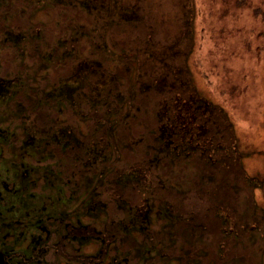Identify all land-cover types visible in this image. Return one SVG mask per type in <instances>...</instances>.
I'll list each match as a JSON object with an SVG mask.
<instances>
[{"label": "rangeland", "instance_id": "rangeland-1", "mask_svg": "<svg viewBox=\"0 0 264 264\" xmlns=\"http://www.w3.org/2000/svg\"><path fill=\"white\" fill-rule=\"evenodd\" d=\"M16 3L24 13L19 22L8 12L3 39L13 54L0 52V75L20 82L0 84V169L13 162L20 175H52L41 181L63 189V196L54 193L67 205V221L87 226L82 232L69 226L70 236L90 237L71 244L80 243L88 255L101 251L110 264H264V0ZM193 105L201 106L198 114L205 113L202 120L212 125H189L186 114ZM156 112L164 132L182 114L181 134L209 132L229 148L231 159L209 176L185 157L174 162L165 154L161 165L171 162L170 169L143 162L154 181L167 182L179 198L169 206L185 213L206 203L207 217L183 221L177 214L181 220L175 224L164 198L150 191L151 180L136 166L152 155ZM28 131L36 134L34 141ZM70 142L74 148L66 154ZM87 146L86 157L109 150L101 162L103 176L97 170L76 178L63 173L65 157L77 153L76 170ZM164 151L157 150L161 156ZM76 179L81 184L73 192ZM41 181L35 190L53 188ZM135 183L152 206L147 230L153 247L140 229L144 208L128 186ZM1 185L20 188L15 182ZM39 234L36 229L27 238Z\"/></svg>", "mask_w": 264, "mask_h": 264}, {"label": "flooded vegetation", "instance_id": "flooded-vegetation-1", "mask_svg": "<svg viewBox=\"0 0 264 264\" xmlns=\"http://www.w3.org/2000/svg\"><path fill=\"white\" fill-rule=\"evenodd\" d=\"M22 15L20 16L21 18ZM7 21L8 19L6 18V25L8 23ZM20 21L21 20H19V22ZM20 26L21 25H19V28ZM18 36L19 34H16V37ZM1 44L2 47H0V52L2 50L7 51L8 45L3 37H0V45ZM1 56L0 61L3 60ZM15 82L19 84L20 81L18 77L13 81L12 78L8 79L0 75L1 85L5 83L9 85ZM199 108L201 109L200 105L197 106V109ZM2 133L3 132L0 131V137H2ZM35 135L36 134L28 131L27 139L34 141ZM14 138H16L15 135ZM27 139L25 143H29ZM85 144L86 143H84V147ZM70 148H74L73 142L69 143L68 149L65 150L66 154L70 152ZM88 148L87 146L84 149L85 153H83V156L77 159L80 160V162L85 161V163H83L84 166H87L86 162L89 160L97 162L100 156L99 151H97L96 156L91 155L88 159L85 156L87 155L86 152H90ZM65 158L69 161L71 156ZM72 159H74V156H72ZM0 162H2L1 153ZM79 166L78 164V167ZM66 167L67 165L63 164L62 170H65ZM16 168L20 171V167L17 163L8 162L0 169L2 170L0 171V264H110L104 260L105 257L100 258L101 251L96 255H88L81 252V246L78 242L90 240V237L83 234L79 236L75 233H72L73 236H70L69 226L74 228V230H79V232L86 230L87 226H83L82 224H80V226H73L67 221L69 213L67 217L66 214H64L67 210V205L61 203L60 198L56 196L57 193L63 196V189L59 187L56 190L57 193H54L56 191L51 185V180L45 184L41 181V177L45 180V178H49L52 175L49 173L48 175H34L33 173H27L26 170L22 171L20 175L15 170ZM70 176L76 178V174H70ZM70 176L65 177L66 183L71 181ZM39 180L43 187L48 186L50 183L53 188L50 190H35L34 188L38 185ZM2 181L8 183L15 182L17 187L20 188H16L15 191L4 189L1 185ZM26 181H30V183ZM74 182L77 189L74 187L73 192L79 190L81 184L78 179ZM21 187H24V189L21 190ZM36 229L38 233H40L39 236L33 241L31 238H27L29 233ZM8 236H10V239L7 238ZM70 240L78 241L77 246H73ZM95 258H100L99 262L94 261ZM124 260L126 261V259ZM118 262L119 261H114L113 263L116 264Z\"/></svg>", "mask_w": 264, "mask_h": 264}, {"label": "trees", "instance_id": "trees-1", "mask_svg": "<svg viewBox=\"0 0 264 264\" xmlns=\"http://www.w3.org/2000/svg\"><path fill=\"white\" fill-rule=\"evenodd\" d=\"M20 1L21 0H17V2H20ZM17 5L18 4L16 3V0H0V37H3L5 25H6L5 20H6V18L8 19V12L9 11L12 12V14H15V16H13L15 19L21 20L20 16L24 13V11L21 7H18ZM80 17H82V16H80ZM83 17H84V15H83ZM82 20H83V18L81 19V22H82ZM149 27H150V25H149ZM20 29L22 30L21 26H20ZM18 32H20V31H17V33ZM0 47H2V44L0 45ZM7 52H9L10 54H13V51L9 46L7 47ZM159 95H160V93H159ZM164 102L167 103L166 100H164ZM138 106H140V105H138ZM167 107L171 108L172 106L168 105ZM176 107L179 108L178 106H174L173 108H175L174 109L175 112H176ZM140 108H141V106H140ZM90 110L92 111L91 108H90ZM200 112H201L200 108L197 109V105H193L192 110H189L186 115H188V119L190 120L189 121L190 126L197 127L199 124L200 128L203 129V128L207 127L208 120L203 121L201 116L204 115L205 113L198 114ZM157 113L158 112H156V114L153 117V122H154L153 124L155 126L153 128H155V130H156V127H157L158 133L155 134L154 137L156 139L155 138L153 139L154 140L153 143L150 144V150H148V154L151 153L152 155H151V157H147V155H144L142 157V160L139 159V161L137 162V165L136 164L135 165L137 167H139L138 169L145 170L144 171L145 176L151 180V184H152L151 187L152 188L150 191H157L158 190V192L164 198L163 207L165 208L166 212L172 218V220L174 221L175 224L178 223L179 219H180L177 217V214L179 216H183V221H187L190 215H192L191 219L194 218L195 216H198V215L199 216L203 215V216L207 217L208 216L207 213H210L211 207L206 203L201 204L199 206L197 205L196 208L192 209V211L188 212V210H187L185 213L179 212V210L177 211V209L175 207H172V205L177 204V201L179 200V198L177 200V196L172 192V190H170V186H168L167 182L158 181L157 179L156 180L158 182L157 181L155 182L154 181L155 178H154V175L151 173V170L143 168V166H144L143 162L145 161L146 164H149L148 161L152 162V160H153L154 163H157L156 165H158V167L160 169H170L172 167V164H173L171 162L166 163L165 164L166 166L161 165V162H162L161 158H164V156H166L165 154H167V155L170 154V157H168V158H171L172 161H174V162L177 161L178 158L185 157V158H189L190 161H195V162L197 161V166H200V168H201V166H203L202 169L206 170L208 173V176H209L211 173V169H213L214 173L216 172V169L219 166L220 162L227 161V158L231 159V155H229V153H230L229 148L226 147L225 144H223V143L221 144V142H219L214 136L209 135L208 134L209 132L207 133V135H205V133H204V135L203 134L200 136L198 135L199 137L197 135L190 136V135L186 134L187 133L186 131H183V134H181V132L178 130V128L179 127L182 128V126L180 125L182 123L180 122V124H179L178 121L179 120L183 121V119L185 118V115H182V114H180L181 116L179 114H177V116L175 118L171 119L172 128L167 129V131H166L167 133H166V132H164L163 128H160L161 124H160V122H158L159 120H157ZM135 116H136V114H135ZM207 117L205 116L206 119H208ZM136 118H137V116H136ZM216 124H218V123H216ZM210 125H212V124L210 123L208 126H210ZM209 128L210 127H208V130H209ZM216 142H218V144ZM159 149L162 152L165 149L167 151H164L165 153L161 156V153L157 152V150H159ZM220 149L222 151H225L226 159H225V157L221 156L222 152L220 151ZM97 151H99V150H97V149L94 150V152H97ZM99 154H100V156L98 157L99 159L97 160V162L89 160L86 162L87 166H84L83 163H85V161H81L79 164L80 166L76 170H73L74 167L77 165H74L76 162H72V157L69 161H66V159H64L65 161L63 162V164H66L67 167L64 170L65 172H63V173H65L67 175H70V174H73V175L76 174L77 175V173L82 174V175H87L88 172H91L93 170H97L98 173L102 174V176H103L104 168L102 167L101 162H102V160L107 158V156L109 155V150L102 149V155H101L100 151H99ZM100 157L103 159H100ZM214 157L216 160H214ZM210 162L215 163V164H209ZM224 164H226V162H223L222 166ZM148 166H151V165H148ZM212 166H213V168H212ZM214 166H216V168H214ZM208 170H210V171H208ZM76 171H77V173H76ZM106 180H109V177H106ZM207 182H210V181H207ZM90 184L91 183H89L87 185L88 187H85V188L88 189ZM141 185L142 184H140V183L139 184L135 183L134 185L128 184V186H131L130 187L131 189L135 190L136 195H139L138 198L140 197V203H141V201L143 203L142 205L140 203H139L140 205L138 204V207L144 208V212H145L144 218H146L144 225L140 229L144 233V236L146 237V239H145L146 245H148L149 247H153L156 245V241L154 239L153 234L147 230L148 226L150 224L147 218H148V214H150V212L152 211V206L149 202V198L143 197L140 194ZM154 185H156V186H154ZM104 187L106 190L108 188V185L107 186L105 185ZM169 191H171L170 194L168 193ZM105 193H106V191H105ZM174 197H175V199H174ZM207 200H208V198H207ZM168 202L172 203V205L169 206V204H167ZM206 202L209 203V201H206ZM211 230H212V228H211ZM224 241H225V243L223 244L224 248L222 246V248H223L222 251H224V254L226 255L229 252L227 247H226V245L228 244V241H226V240H224Z\"/></svg>", "mask_w": 264, "mask_h": 264}]
</instances>
